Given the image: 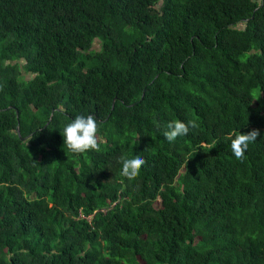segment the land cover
Instances as JSON below:
<instances>
[{
	"label": "trees",
	"instance_id": "trees-1",
	"mask_svg": "<svg viewBox=\"0 0 264 264\" xmlns=\"http://www.w3.org/2000/svg\"><path fill=\"white\" fill-rule=\"evenodd\" d=\"M0 264H264V0H0Z\"/></svg>",
	"mask_w": 264,
	"mask_h": 264
},
{
	"label": "clouds",
	"instance_id": "clouds-1",
	"mask_svg": "<svg viewBox=\"0 0 264 264\" xmlns=\"http://www.w3.org/2000/svg\"><path fill=\"white\" fill-rule=\"evenodd\" d=\"M194 126L192 121H182L179 119L170 121L167 130L163 132V137L169 141H174L177 137L185 136L189 128ZM98 124L92 115H75L70 122L63 127V143L73 153H83L89 149H96ZM256 130L240 132L230 140V149L236 158H242L251 142L256 140ZM145 160L138 151L132 154H125L121 157L120 171L127 176H135L144 165Z\"/></svg>",
	"mask_w": 264,
	"mask_h": 264
}]
</instances>
